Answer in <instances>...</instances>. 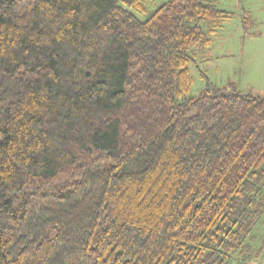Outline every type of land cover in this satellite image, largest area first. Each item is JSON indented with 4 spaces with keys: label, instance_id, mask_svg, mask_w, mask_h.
<instances>
[{
    "label": "trees",
    "instance_id": "trees-1",
    "mask_svg": "<svg viewBox=\"0 0 264 264\" xmlns=\"http://www.w3.org/2000/svg\"><path fill=\"white\" fill-rule=\"evenodd\" d=\"M232 14L0 0V264L261 255L264 96L210 81L190 95L197 51Z\"/></svg>",
    "mask_w": 264,
    "mask_h": 264
},
{
    "label": "rangeland",
    "instance_id": "rangeland-1",
    "mask_svg": "<svg viewBox=\"0 0 264 264\" xmlns=\"http://www.w3.org/2000/svg\"><path fill=\"white\" fill-rule=\"evenodd\" d=\"M164 1L147 0V3L153 9ZM214 1L233 14L218 28L213 43L197 51L190 65L194 76L190 95L201 93L210 81L223 89L235 88L264 96V0ZM246 14L251 20L245 24ZM257 234L264 238V227ZM251 264H264V250Z\"/></svg>",
    "mask_w": 264,
    "mask_h": 264
}]
</instances>
